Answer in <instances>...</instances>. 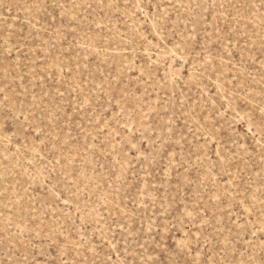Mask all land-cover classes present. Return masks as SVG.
<instances>
[{"label":"rangeland","instance_id":"374dc122","mask_svg":"<svg viewBox=\"0 0 264 264\" xmlns=\"http://www.w3.org/2000/svg\"><path fill=\"white\" fill-rule=\"evenodd\" d=\"M0 264H264V0H0Z\"/></svg>","mask_w":264,"mask_h":264}]
</instances>
